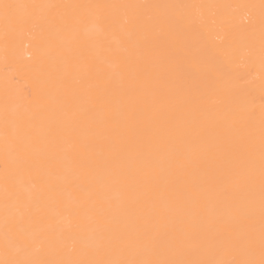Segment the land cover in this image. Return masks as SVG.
<instances>
[{
	"label": "bare ground",
	"instance_id": "1",
	"mask_svg": "<svg viewBox=\"0 0 264 264\" xmlns=\"http://www.w3.org/2000/svg\"><path fill=\"white\" fill-rule=\"evenodd\" d=\"M0 264H264V0H0Z\"/></svg>",
	"mask_w": 264,
	"mask_h": 264
}]
</instances>
